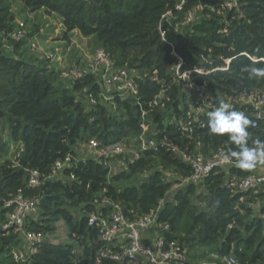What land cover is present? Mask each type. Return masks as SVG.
Instances as JSON below:
<instances>
[{
    "label": "trees",
    "instance_id": "16d2710c",
    "mask_svg": "<svg viewBox=\"0 0 264 264\" xmlns=\"http://www.w3.org/2000/svg\"><path fill=\"white\" fill-rule=\"evenodd\" d=\"M19 1L32 14L43 9L58 14L65 26V39L74 31L94 37L116 66L158 72L160 83L149 77L139 81V102L150 113L151 136L155 132L153 136L159 140L168 138L190 147L201 141L207 152L238 150L227 136L210 134L208 115L195 124L191 139L177 127V119L189 121L187 113L194 98L183 84L174 81L170 68L176 58L172 51L174 48L184 60V69L196 71L192 80L203 86L205 95L216 104L222 96L244 89L264 90V79L249 78L242 71L244 67H264V0H236L237 6L227 10L223 5L229 0H186L180 10L181 0ZM200 5L201 16L181 30L186 14ZM169 12L172 16L164 19ZM15 25L16 15L8 0H0V127L8 134L0 156L8 155L12 143L22 146L15 159H6L0 167V264H94L103 243L98 230L89 226V217L96 212L95 201L103 197L120 202L131 219L160 208V221L171 226L168 239H178L190 252L205 245L213 247L219 258L234 256L238 264H264V207L258 216L248 204L259 201L264 192L240 193L232 187L247 171L217 169L195 185L183 183L191 174L190 167L164 150L146 151L116 173L93 157H79L78 145L90 138L109 145L138 137L140 107L123 102L120 116L103 106L88 109L79 95L86 88L97 91L96 80L86 77L72 87L65 85L58 71L26 58L22 48L28 46L27 40H10ZM6 42L10 50L4 47ZM227 61L229 69L221 70ZM204 70L211 73H200ZM162 90L166 92L165 107L152 109L150 102ZM231 111L243 112L252 122L249 110ZM248 131L250 147L253 140L264 141L263 126L253 129L250 123ZM70 154L76 161L61 176L37 188L28 186V170L48 177L56 162ZM158 164L162 168H157ZM165 169H173L180 177L175 183L183 186L172 196L169 192L175 183L166 180ZM20 190L41 198L38 219L28 223V230L46 235L55 230L56 222L63 221L70 238L64 243L45 240L38 253L25 262L14 257L22 237L4 229L12 210L8 203Z\"/></svg>",
    "mask_w": 264,
    "mask_h": 264
},
{
    "label": "built area",
    "instance_id": "2783aa9c",
    "mask_svg": "<svg viewBox=\"0 0 264 264\" xmlns=\"http://www.w3.org/2000/svg\"><path fill=\"white\" fill-rule=\"evenodd\" d=\"M186 0H181L178 5L180 10ZM237 6L236 0H229L223 5V9H233ZM203 7L197 6L186 14L184 21L180 24V29L187 27L197 20V15ZM222 10L219 11V14ZM172 14L169 12L164 15V19H169ZM163 40L166 34L162 27L159 28ZM11 41L22 42L27 40L28 47L34 52L40 54L48 61H55L58 55L49 52L39 45L35 39H28L26 25L24 22H17L14 30L9 35ZM7 50L11 49L9 42L4 46ZM172 54L176 58L175 64L170 68L174 81L183 84L191 92L190 96L194 98L193 107L187 113L189 121L184 118L176 120V125L182 133L189 139L194 135L196 123H200L202 115L214 110L219 104L205 95L203 86L192 80L195 70L184 69V60L175 52ZM230 61L227 66L221 70L229 69ZM203 74H210V71H200ZM60 80L65 85H74L81 82L86 77H92L98 85L97 91H89L87 88L81 91L84 103L88 109L103 106L114 115H122L121 105L123 102H130L134 99L141 110L140 128L141 132L137 137V147H128L124 143L117 142L104 145L96 138L87 140V147L94 159L104 162L112 171L116 173L114 166L118 171L128 168L129 163L138 161L146 151L159 153L167 151L181 159L191 170L190 176L183 183H193L199 185L205 181L215 170L223 169L225 171L231 168H239L235 158L225 160L224 156L228 154L223 148H217L205 151L203 143L197 141L192 147L182 145L168 138L157 139L150 133L152 131L149 123V111L139 102L140 85L139 81L150 78L156 83L161 79L158 72H141L138 69H130L116 66L111 54L103 48H99L94 58L84 67L72 65L71 67L59 71ZM166 92L162 90L150 102L149 106L165 107ZM166 100H168L166 98ZM220 103L230 105L229 110H249L252 118V128L259 129L264 127V90L261 88L244 89L231 95H225L220 98ZM118 161L117 165L114 161ZM76 161L75 156L68 155L64 160L56 162L52 174L48 177L43 176L38 170H28V186L32 188L40 187L46 180L56 178L62 175L66 168H71ZM115 169V171H113ZM241 169V168H240ZM247 171L245 176L236 178L232 187L236 192H264V164L258 163L253 169H243ZM12 207L7 215V221L4 225L5 230H13L18 233L28 246V255H23L14 251V257L17 261L25 262L28 257L35 255L39 247L45 242V235L42 232L30 231L27 229L28 223L36 221L39 216L41 198L29 197L20 190L16 196L8 203ZM96 212L89 217V226L98 230V238L103 243V247L97 254L94 264H189L191 252L189 248L178 239H168L166 233L171 231L168 222L160 221V208L144 215H137L129 218L124 212V207L120 202H115L108 197H103L101 201H95ZM264 219V211L261 214ZM228 264H238L234 256L226 257Z\"/></svg>",
    "mask_w": 264,
    "mask_h": 264
},
{
    "label": "rangeland",
    "instance_id": "374dc122",
    "mask_svg": "<svg viewBox=\"0 0 264 264\" xmlns=\"http://www.w3.org/2000/svg\"><path fill=\"white\" fill-rule=\"evenodd\" d=\"M11 10L16 15V23L24 22L26 25V33L29 37L28 39H35L41 47L49 52H54L58 55L57 60L48 61L43 58L40 54L31 50L28 46H23L22 50L25 52L26 58L40 63L42 65H48L55 69L56 71L65 70L72 65L76 64L81 67H84L88 64L95 56L96 51L101 48L100 45L96 42L94 37H84L78 31L70 33L68 39L64 38V33L66 32L65 26L63 24L62 18L51 11L43 9L37 14H32L23 9V3L19 0H8ZM201 16V13H198L197 18ZM70 87L72 85L69 84ZM188 89L186 87H183ZM189 91V90H188ZM80 98L84 101V97L80 92ZM85 102V101H84ZM191 108L193 107L192 104ZM0 127V148L2 147L3 141H8V134L5 132L6 128ZM137 137L136 138H127L122 142L128 147H137ZM87 142V141H86ZM81 143L77 147V152L79 157L88 158L92 154L88 149L87 143ZM17 145L11 144L9 148V153L6 157L0 156V167L5 163L6 159H15ZM117 160L114 161V164L117 165ZM157 168H162L161 165H156ZM116 172L117 166H114ZM115 169L113 171H115ZM165 176L167 181H180V177L173 169H165ZM144 175L141 176V178ZM182 184L175 183L169 196H172L177 190L181 189ZM202 190L199 188L198 193H201ZM260 193L262 191H259ZM257 193V192H254ZM262 194V201H256L253 203H248L249 207L254 210L255 215H260L262 208L264 207V193ZM251 196H248L250 199ZM261 199V198H260ZM196 201V198H195ZM55 230L45 235V240L52 243H64L69 242L70 238L68 235V229L63 221H58L54 224ZM17 253L23 255H28V246L24 240L20 248H18ZM191 264H228L226 258H219L217 255H214L213 247L208 246H199L191 249Z\"/></svg>",
    "mask_w": 264,
    "mask_h": 264
},
{
    "label": "clouds",
    "instance_id": "9594fccd",
    "mask_svg": "<svg viewBox=\"0 0 264 264\" xmlns=\"http://www.w3.org/2000/svg\"><path fill=\"white\" fill-rule=\"evenodd\" d=\"M242 71L249 74V78L264 79V67H244ZM230 105L221 102L218 107L208 112V128L210 134L227 136L228 142L234 144L238 150L228 149L225 160L235 158L241 169H253L258 163L264 164V141L253 140L249 146L250 120L243 112L231 111Z\"/></svg>",
    "mask_w": 264,
    "mask_h": 264
},
{
    "label": "crops",
    "instance_id": "0c3cea01",
    "mask_svg": "<svg viewBox=\"0 0 264 264\" xmlns=\"http://www.w3.org/2000/svg\"><path fill=\"white\" fill-rule=\"evenodd\" d=\"M68 87H70L69 85H67ZM7 133V131H5ZM18 147L17 148H21L22 146L21 145H17ZM259 201H262V198L259 199ZM264 201V200H263Z\"/></svg>",
    "mask_w": 264,
    "mask_h": 264
},
{
    "label": "water",
    "instance_id": "95a60500",
    "mask_svg": "<svg viewBox=\"0 0 264 264\" xmlns=\"http://www.w3.org/2000/svg\"><path fill=\"white\" fill-rule=\"evenodd\" d=\"M130 102H134V99H130Z\"/></svg>",
    "mask_w": 264,
    "mask_h": 264
}]
</instances>
